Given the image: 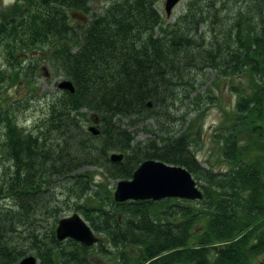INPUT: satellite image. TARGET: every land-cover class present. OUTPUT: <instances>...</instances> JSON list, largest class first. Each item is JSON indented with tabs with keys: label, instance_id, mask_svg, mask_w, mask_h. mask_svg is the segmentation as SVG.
Returning <instances> with one entry per match:
<instances>
[{
	"label": "trees",
	"instance_id": "trees-1",
	"mask_svg": "<svg viewBox=\"0 0 264 264\" xmlns=\"http://www.w3.org/2000/svg\"><path fill=\"white\" fill-rule=\"evenodd\" d=\"M158 1L114 0L97 14L89 0H14L0 10V90L44 69L73 85L45 98L31 128L16 121L22 101L0 99V197L13 202L0 204V264L27 248L37 264H249L264 252V0H185L169 22ZM69 11L89 19L76 26ZM199 74L242 80L213 134L223 171L192 151L207 90ZM145 159L183 166L201 198L115 202L107 181L129 179ZM83 167L100 169V180ZM70 207L103 241L58 240L52 225H34Z\"/></svg>",
	"mask_w": 264,
	"mask_h": 264
},
{
	"label": "rangeland",
	"instance_id": "rangeland-1",
	"mask_svg": "<svg viewBox=\"0 0 264 264\" xmlns=\"http://www.w3.org/2000/svg\"><path fill=\"white\" fill-rule=\"evenodd\" d=\"M111 1L114 0H89V12L92 14H97L102 11V9L107 6ZM163 1L159 0L156 3V9L161 14V16L165 19V21L169 22L175 17V15L182 12L183 3L185 0H181L179 4L175 5L171 10L170 14L166 16L163 11ZM14 0H0V10L5 9L9 5H11ZM69 21L71 24L76 26L82 25L87 19L88 16L82 15L77 11H69L68 12ZM208 78L212 80L213 73L208 71L207 74ZM64 77L60 74L54 75L51 74L47 69L39 70V73L35 75L33 81L29 84L21 85L18 83V86H7L0 90V99L9 101H22L25 104V107H22L19 112L16 114V121L21 125L27 128H31L38 117H40L44 113V105H45V98H47L51 93L56 92L58 89L56 85L60 82ZM207 77L205 75L199 74L197 85L203 88L205 85L206 91L204 94V103L202 104L203 111L198 116L197 126L193 130L196 141L195 145L192 148L194 156L197 158L198 162L201 166L212 168L214 171H223L225 170L228 165L222 159L220 155L219 149V140L217 137H214V133L217 132L218 128L224 126L227 118V114L236 99L235 91L230 85H235L236 83H240L242 80H237L235 78H223V79H216L214 83L206 82L205 80ZM205 81V82H204ZM204 82V83H202ZM246 85V81H245ZM211 97V98H210ZM212 100L213 102H210ZM192 114L188 117L190 118ZM176 129L179 127V123L182 121H176ZM88 127L94 126V122H90L87 124ZM139 127V126H138ZM181 129H183L184 124L180 125ZM176 132V131H175ZM217 134V133H216ZM139 138H144L147 136L144 132H142L138 128V135ZM248 146V144H247ZM254 150V149H253ZM247 155L251 156L252 147L249 146L247 150ZM79 172L89 171L92 172L95 176L96 180H100V176L97 172L100 169H96L93 167H83L78 170ZM109 188L114 187L115 180H108ZM200 184L202 182L200 181ZM198 186V185H197ZM199 187V186H198ZM200 189V188H199ZM54 190V189H53ZM62 188H56L53 194V200L56 202H61L63 193ZM72 201V199H70ZM87 201V200H86ZM84 203L82 204H86ZM82 202V201H81ZM0 204L9 206L12 205L13 202L8 197H0ZM73 213L79 214L81 217L82 215L70 207L69 209L63 208L57 213L54 214H47L45 216L34 217V225L37 228L44 229L47 231L50 226L52 225L53 229L56 226L57 221L60 218L70 216ZM83 218V217H82ZM88 224V223H87ZM33 225V226H34ZM24 232L21 233L23 235ZM99 237V236H98ZM100 238V237H99ZM103 241L102 238H100ZM22 248H26V243L21 241ZM28 254L33 255L32 250L26 249ZM90 262L92 264H114L113 258H106L102 256L97 258L96 256H92L90 258ZM249 264H264V252L258 254L253 259L250 260Z\"/></svg>",
	"mask_w": 264,
	"mask_h": 264
},
{
	"label": "water",
	"instance_id": "water-1",
	"mask_svg": "<svg viewBox=\"0 0 264 264\" xmlns=\"http://www.w3.org/2000/svg\"><path fill=\"white\" fill-rule=\"evenodd\" d=\"M181 0H164L163 10L168 16L173 7ZM56 87L61 90L73 92V85L68 79H62ZM96 123V119L93 121ZM97 134L96 126L87 129ZM111 161H119L122 154L112 152ZM112 198L115 202L126 200H159L163 198H180L195 200L201 198V191L195 179L183 167L168 164L155 159H145L133 170L129 179L115 182ZM58 240L71 238L83 245L90 246L99 241L87 222L77 213L60 218L54 229ZM15 264H37V259L27 254Z\"/></svg>",
	"mask_w": 264,
	"mask_h": 264
}]
</instances>
